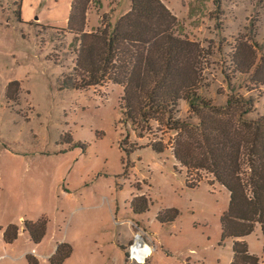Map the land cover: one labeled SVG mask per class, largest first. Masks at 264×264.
Listing matches in <instances>:
<instances>
[{"label":"rangeland","instance_id":"rangeland-1","mask_svg":"<svg viewBox=\"0 0 264 264\" xmlns=\"http://www.w3.org/2000/svg\"><path fill=\"white\" fill-rule=\"evenodd\" d=\"M71 1L0 0V264H57L68 250L62 264H230L227 190L205 172H193L207 180L190 187L171 150L138 138L121 86L60 90L77 52L66 32ZM97 1L89 30L104 16L113 27L130 7ZM163 1L180 35L202 48L199 94L216 105L253 97L249 118L264 115V85L234 64L237 52L264 58V0ZM188 111L181 101L177 117ZM160 130L153 123L151 136L168 141ZM170 209L172 222L157 218ZM138 239L149 247L141 262L130 258ZM245 242L264 264L261 229Z\"/></svg>","mask_w":264,"mask_h":264},{"label":"trees","instance_id":"trees-1","mask_svg":"<svg viewBox=\"0 0 264 264\" xmlns=\"http://www.w3.org/2000/svg\"><path fill=\"white\" fill-rule=\"evenodd\" d=\"M98 4L70 3L66 32L77 52L72 74L61 81L60 90L121 86L124 116L138 138H147L157 153L171 150L190 187L207 180L199 175L192 180L193 172H205L213 177L209 183L216 181L227 190L221 228L222 239L233 241L230 264H259L245 242L257 227L264 234V115L249 118L254 98L232 95L216 105L199 94L202 48L180 35L177 18L163 0H130L129 10L113 27L104 16L100 27L86 31L88 9ZM241 55L234 58L237 72H251L254 82L264 85V58L256 62ZM17 85H8L7 99H14L10 89ZM181 101L189 109L185 118L177 117ZM153 123L168 141L151 136ZM162 213L157 216L162 222L178 216L174 209Z\"/></svg>","mask_w":264,"mask_h":264},{"label":"bare ground","instance_id":"bare-ground-1","mask_svg":"<svg viewBox=\"0 0 264 264\" xmlns=\"http://www.w3.org/2000/svg\"><path fill=\"white\" fill-rule=\"evenodd\" d=\"M133 247H132V251H133L134 256L136 257V260H133V261L141 262L143 256L145 255L146 251L149 248L148 245L146 243H142L140 239H138L137 243L135 244V246L133 245Z\"/></svg>","mask_w":264,"mask_h":264},{"label":"built area","instance_id":"built-area-1","mask_svg":"<svg viewBox=\"0 0 264 264\" xmlns=\"http://www.w3.org/2000/svg\"><path fill=\"white\" fill-rule=\"evenodd\" d=\"M132 247H133V246H131V249H130V258H131L132 260H136V257L134 256L133 251H132Z\"/></svg>","mask_w":264,"mask_h":264},{"label":"crops","instance_id":"crops-1","mask_svg":"<svg viewBox=\"0 0 264 264\" xmlns=\"http://www.w3.org/2000/svg\"><path fill=\"white\" fill-rule=\"evenodd\" d=\"M127 13V12H126ZM86 31H91V30H89L88 28H87V26H86Z\"/></svg>","mask_w":264,"mask_h":264}]
</instances>
